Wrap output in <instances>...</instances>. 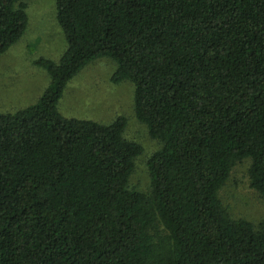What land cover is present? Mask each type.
I'll use <instances>...</instances> for the list:
<instances>
[{"label": "trees", "instance_id": "1", "mask_svg": "<svg viewBox=\"0 0 264 264\" xmlns=\"http://www.w3.org/2000/svg\"><path fill=\"white\" fill-rule=\"evenodd\" d=\"M67 48L39 58L50 83L0 112V264H264V218L233 217L218 192L249 159L264 199V0H55ZM24 0H0V56L25 33ZM110 57L135 115L161 143L150 188L129 187L142 147L58 104Z\"/></svg>", "mask_w": 264, "mask_h": 264}, {"label": "rangeland", "instance_id": "2", "mask_svg": "<svg viewBox=\"0 0 264 264\" xmlns=\"http://www.w3.org/2000/svg\"><path fill=\"white\" fill-rule=\"evenodd\" d=\"M29 23L25 34L0 56V112L14 113L34 104L50 83L47 72L35 64L39 58L59 61L67 40L57 21L55 0H24ZM116 62L110 57L96 59L81 69L67 84L59 101L61 114L68 118L111 124L125 116L124 136L142 147L135 158L129 187L150 188L148 160L161 148L147 125L135 115L134 83L113 82ZM250 160L237 162L218 195L233 217L257 224L264 218V199L251 187Z\"/></svg>", "mask_w": 264, "mask_h": 264}, {"label": "crops", "instance_id": "3", "mask_svg": "<svg viewBox=\"0 0 264 264\" xmlns=\"http://www.w3.org/2000/svg\"><path fill=\"white\" fill-rule=\"evenodd\" d=\"M26 30H27V29H26ZM24 34H25V33H24ZM24 34H23V35H24ZM5 52H6V51H5ZM5 52H4V53H5ZM4 53H3V54H4ZM3 54H2V55H3ZM41 68H42V67H41ZM41 70H42L43 72H45V71H46V70H45V69H43V68H42ZM44 70H45V71H44ZM46 72H47V71H46ZM47 74H48V73H47ZM48 76H49V74H48Z\"/></svg>", "mask_w": 264, "mask_h": 264}]
</instances>
